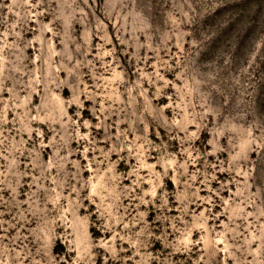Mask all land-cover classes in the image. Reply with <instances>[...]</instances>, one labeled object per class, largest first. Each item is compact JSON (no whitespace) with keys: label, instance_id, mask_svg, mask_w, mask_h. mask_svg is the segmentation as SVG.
<instances>
[{"label":"rangeland","instance_id":"rangeland-1","mask_svg":"<svg viewBox=\"0 0 264 264\" xmlns=\"http://www.w3.org/2000/svg\"><path fill=\"white\" fill-rule=\"evenodd\" d=\"M0 264H264V0H0Z\"/></svg>","mask_w":264,"mask_h":264}]
</instances>
